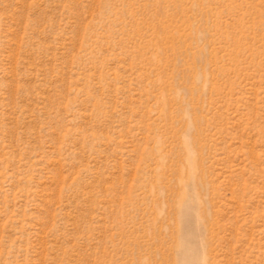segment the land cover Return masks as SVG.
<instances>
[{
  "label": "rangeland",
  "instance_id": "rangeland-1",
  "mask_svg": "<svg viewBox=\"0 0 264 264\" xmlns=\"http://www.w3.org/2000/svg\"><path fill=\"white\" fill-rule=\"evenodd\" d=\"M0 264H264V0H0Z\"/></svg>",
  "mask_w": 264,
  "mask_h": 264
}]
</instances>
